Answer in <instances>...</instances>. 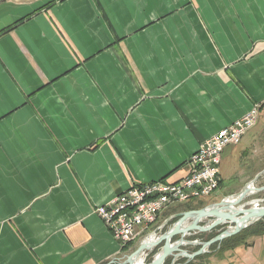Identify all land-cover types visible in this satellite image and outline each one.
<instances>
[{
  "label": "crops",
  "instance_id": "crops-1",
  "mask_svg": "<svg viewBox=\"0 0 264 264\" xmlns=\"http://www.w3.org/2000/svg\"><path fill=\"white\" fill-rule=\"evenodd\" d=\"M253 106L264 111V0H0V264L121 261L142 235L120 246L95 207L181 180L199 143ZM245 135L222 153L219 187L223 162L236 184L215 202L250 182ZM175 207L145 237L189 210ZM262 235L244 240L246 264Z\"/></svg>",
  "mask_w": 264,
  "mask_h": 264
},
{
  "label": "built area",
  "instance_id": "built-area-1",
  "mask_svg": "<svg viewBox=\"0 0 264 264\" xmlns=\"http://www.w3.org/2000/svg\"><path fill=\"white\" fill-rule=\"evenodd\" d=\"M258 107L201 141L187 160L188 171L179 181L134 183L107 203L94 209L120 246L136 240L157 221L159 215L178 203L210 198L220 185V163L224 149L237 145L256 123Z\"/></svg>",
  "mask_w": 264,
  "mask_h": 264
},
{
  "label": "water",
  "instance_id": "water-1",
  "mask_svg": "<svg viewBox=\"0 0 264 264\" xmlns=\"http://www.w3.org/2000/svg\"><path fill=\"white\" fill-rule=\"evenodd\" d=\"M250 183L252 184L253 181ZM250 183H247L231 201L223 198L197 209L173 214L155 230L152 240L149 241L145 237L121 261L112 260L107 264H164L167 258L171 259L170 264H179L180 258H185V262H189L196 256L204 254L213 243L221 242L225 238L236 235L248 225L264 217V203L260 205L259 199L244 201L246 197L252 194ZM263 189L264 186L256 187V192ZM174 218L175 221L165 230H162ZM219 225L225 227L211 238L203 241L191 239L192 233L211 232ZM157 246L158 251L154 253L149 262H145L148 253ZM187 246H198V248L190 252L185 248ZM140 257H142L141 263L138 262Z\"/></svg>",
  "mask_w": 264,
  "mask_h": 264
},
{
  "label": "rangeland",
  "instance_id": "rangeland-1",
  "mask_svg": "<svg viewBox=\"0 0 264 264\" xmlns=\"http://www.w3.org/2000/svg\"><path fill=\"white\" fill-rule=\"evenodd\" d=\"M263 113V114H262ZM259 116V118H258ZM258 120L256 121V123L249 129L248 133L245 135V139L248 138V146H246V151L244 150L243 157H240V163L238 164L239 170L242 171V173L245 175H248V180L249 181H253V185L255 187H261L264 186V111L261 112V115H259V109H258V115H257ZM237 146L239 147L240 145L237 144ZM222 168L224 171V175H223V181H222V185L220 187H218L216 189V191L213 193V195L208 198H195L190 200L189 202H183V203H178L176 204L177 210H181L182 208H192V207H201L204 206L205 203H207L208 201H212L217 199L216 196H220L221 194H226L229 193L233 190L235 184H236V176H234L235 173H232L231 170H229V164L227 163H222ZM259 176L257 178H255V176L258 174ZM255 175V176H254ZM255 178V179H254ZM252 199H259V204H263L264 203V189L258 192H255L253 194H251L250 196L246 197L244 199V201H250ZM172 208L169 210L171 211ZM176 210V209H175ZM175 221V218L170 220L165 227H163L162 230H165L167 227H169L171 225L172 222ZM205 221V220H203ZM157 222H159V220H157L155 223H153L149 229L148 232H152L153 227L157 224ZM261 226H264V222L263 221H255L252 224H250L249 226H247L246 228H244L243 230H241L239 233L240 235L238 237H234L232 239H224L222 242V247L226 248L228 246H230L231 244H233L236 241L239 240H247L248 244H253L254 239H258L259 237L263 236L262 234L260 235H255L254 233L257 232L259 229H261ZM225 226L224 225H219L216 226L209 234V235H215L217 234L219 231H221ZM152 228V229H150ZM147 232V233H148ZM145 233V234H147ZM146 235H144V233L142 234V236L140 237L139 241H141ZM208 237V236H207ZM206 240V236L204 237V239H198V241H203ZM139 241L133 246L131 247L127 252L126 255L130 254L133 249L136 248V246L138 245ZM259 246L261 248H264V241H259ZM214 246V245H213ZM212 247V246H211ZM187 248V250H189L190 252L192 250H194L195 247L193 246H187L185 247ZM193 248V249H192ZM235 248L237 249L235 251V256L233 258V260L230 262L231 264H246L245 261L242 259V252L244 250V244L239 241L237 243V245L235 246ZM153 250V251H152ZM148 255L145 258V262H149L152 258V256L154 255V251H158V246L153 248ZM209 251V248H208ZM218 255V253H216ZM215 254V255H216ZM214 255V253H213ZM217 256H212V258H216ZM124 258V256L122 257V259ZM121 259V260H122ZM180 260V259H179ZM207 259L204 258L201 263L204 264V262ZM252 263L250 262V264H264V251H262L261 253L257 254L254 256V258L252 259Z\"/></svg>",
  "mask_w": 264,
  "mask_h": 264
},
{
  "label": "trees",
  "instance_id": "trees-1",
  "mask_svg": "<svg viewBox=\"0 0 264 264\" xmlns=\"http://www.w3.org/2000/svg\"><path fill=\"white\" fill-rule=\"evenodd\" d=\"M207 199H208V198H207ZM190 208H191V207H190ZM190 208H188V209H190ZM157 220H159V218H158ZM259 221H260V222H261V221L264 222V217H263L262 219H260ZM263 233H264V226H261V229H259V230H258L257 232H255L254 234H255V235H260V234H263ZM239 235H240V233H238V234H236V235H233V236L229 237L228 239H232V238H234V237H238ZM212 236H214V235H208V237H206V240L209 239V238H211ZM196 238H197V236H195V235L191 236V239H196ZM225 240H226V239H225ZM244 240H245V239H244ZM244 240H239V241H241V242L244 244ZM239 241L234 242L233 244H231L230 246H228V247H226V248L222 247V242H223V240H222L221 242L213 243L212 245L209 246V252L204 253V254H202V255H198V256H196L195 258H193L192 260H190L189 262H185V258H180V260H178V263H179V264H202L201 261H202L204 258H207V257L211 256L213 253H214V254H215V253L220 254V253H222L225 249L234 248V247L237 245V243H238ZM213 245H214V246H213ZM211 246H212V247H211ZM197 248H198V246H195L194 250H196ZM194 250H193V251H194ZM154 253H155V251H154ZM170 260H171L170 258H167V259L165 260L164 264H170Z\"/></svg>",
  "mask_w": 264,
  "mask_h": 264
},
{
  "label": "bare ground",
  "instance_id": "bare-ground-1",
  "mask_svg": "<svg viewBox=\"0 0 264 264\" xmlns=\"http://www.w3.org/2000/svg\"><path fill=\"white\" fill-rule=\"evenodd\" d=\"M250 183V182H249ZM250 189H251V193L253 194V193H255L256 192V187L253 185V183L251 184L250 183ZM234 197H235V195H230L229 197H225L227 200H229V201H231V200H233L234 199ZM249 226V225H248ZM246 228V227H245ZM154 238V235L153 234H149L148 236H147V240H152ZM153 251V250H152ZM138 262L139 263H141L142 262V257H140L139 258V260H138Z\"/></svg>",
  "mask_w": 264,
  "mask_h": 264
}]
</instances>
